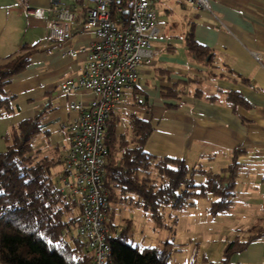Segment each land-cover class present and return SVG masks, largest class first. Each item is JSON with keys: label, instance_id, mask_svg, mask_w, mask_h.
I'll list each match as a JSON object with an SVG mask.
<instances>
[{"label": "crops", "instance_id": "1", "mask_svg": "<svg viewBox=\"0 0 264 264\" xmlns=\"http://www.w3.org/2000/svg\"><path fill=\"white\" fill-rule=\"evenodd\" d=\"M51 1L0 0V65L19 53L30 52L26 67L5 86L13 100L11 113L0 116V152L7 146L5 136L12 127L38 115L42 129L31 141L33 151L54 159L58 177L68 145L63 126L78 115L74 105L89 100L84 89L69 93L65 89L67 83L75 84L81 77L85 48L94 33L84 13L77 12L69 25L73 33L69 40H48L46 20L52 12L46 11L39 19L29 11L51 8ZM177 3L157 0L155 10L162 7L169 17L180 11L174 9ZM209 3L210 11L181 4V29L174 23L158 27V36L151 40L155 52L151 62L140 66L136 83L123 90L121 101L109 117L117 119L118 137L131 136V117L149 122L152 132L144 152L183 159L189 169L217 172L229 163L232 149H244L241 157L253 158L254 181L245 183L243 189L251 199L252 194L264 195V0ZM188 34L209 49L210 63L189 54L185 43ZM253 53L260 59L255 60ZM197 91L200 97L195 96ZM229 91L241 94L250 108L233 111L225 100ZM165 92L170 95L165 97ZM252 200L255 205L258 201L264 211V197L262 201ZM197 201L180 210L181 214H190ZM112 218L113 209L109 207L106 221L111 229ZM259 221L245 231V239L249 232L264 227V212ZM228 264H264V236L233 254Z\"/></svg>", "mask_w": 264, "mask_h": 264}, {"label": "trees", "instance_id": "2", "mask_svg": "<svg viewBox=\"0 0 264 264\" xmlns=\"http://www.w3.org/2000/svg\"><path fill=\"white\" fill-rule=\"evenodd\" d=\"M185 43L195 59L211 62L209 49L197 44L190 34ZM29 55V51L19 53L0 65V116L12 111L13 96L7 94L5 86L26 67ZM163 95L168 97L170 92ZM195 96L201 93L197 91ZM225 100L233 111L237 107L250 108L236 92H227ZM129 120L131 136L127 138L115 134L116 118L108 117L105 124L107 156L102 180L109 204L141 208L157 227L164 226L162 209L182 210L202 198L209 200L207 212L211 216L229 211L244 149H232L229 163L217 172L189 169L183 159L146 154L144 146L152 132L151 125L135 116ZM41 129L38 115L21 120L6 134L7 146L0 152V264H90L91 254L82 248L76 233L71 236L80 220L77 200L57 189L54 159L33 151L31 141ZM196 176L202 180L197 181ZM127 222L109 243V261L169 264L179 245L168 241L154 246L132 245L127 239ZM263 236L264 227H259L243 241L235 237L225 244L220 263L228 264L233 254Z\"/></svg>", "mask_w": 264, "mask_h": 264}, {"label": "built area", "instance_id": "3", "mask_svg": "<svg viewBox=\"0 0 264 264\" xmlns=\"http://www.w3.org/2000/svg\"><path fill=\"white\" fill-rule=\"evenodd\" d=\"M52 7L35 8L29 14L42 19L46 11L47 39L65 42L72 36L69 27L77 12L84 13L93 27L94 39L85 48L81 77L68 84L65 92L84 89L86 104L74 105L78 115L65 124L68 145L62 155L57 189L74 197L80 207L76 237L91 254L90 264H112L110 241L118 232L106 221L108 192L103 185L107 149L105 124L111 111L122 99L123 90L137 81L140 66L154 56L151 40L159 30L156 25L157 0H52ZM202 11H210L209 0H184ZM255 60L260 55L253 53Z\"/></svg>", "mask_w": 264, "mask_h": 264}, {"label": "rangeland", "instance_id": "4", "mask_svg": "<svg viewBox=\"0 0 264 264\" xmlns=\"http://www.w3.org/2000/svg\"><path fill=\"white\" fill-rule=\"evenodd\" d=\"M177 1L179 3L174 8L177 11H181V4L189 5L184 0ZM180 11L167 17L163 8L158 6L155 10L157 28L174 23L176 28L181 29L184 21ZM252 159L250 156L239 158L241 164L239 175L232 197V206L227 213L209 215L207 212L209 200L202 198L191 208L188 215H182L180 210L162 209L164 226L157 227L143 209L129 204L111 203L109 207L110 210L113 209V218L109 222L112 229L119 233L121 228L125 227L126 221H129L127 239L132 245L154 246L165 241L181 244L180 247H176L179 251L172 252L169 264H221L225 244L235 237L245 239V231L260 224L259 218L263 216L261 205L258 201L255 205L252 199L262 201L264 195L252 194L251 199H247L243 190L245 183L254 181ZM257 166L258 164L254 165ZM55 170H53L54 177ZM196 180L200 181L201 177L196 176ZM75 231L72 229L71 236L76 233Z\"/></svg>", "mask_w": 264, "mask_h": 264}]
</instances>
